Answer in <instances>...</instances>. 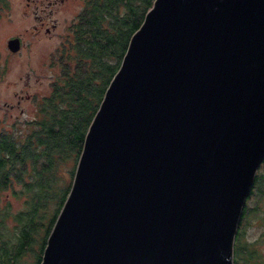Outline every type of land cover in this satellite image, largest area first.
<instances>
[{"label": "water", "instance_id": "95a60500", "mask_svg": "<svg viewBox=\"0 0 264 264\" xmlns=\"http://www.w3.org/2000/svg\"><path fill=\"white\" fill-rule=\"evenodd\" d=\"M263 158L264 0H154L40 264H233Z\"/></svg>", "mask_w": 264, "mask_h": 264}, {"label": "trees", "instance_id": "16d2710c", "mask_svg": "<svg viewBox=\"0 0 264 264\" xmlns=\"http://www.w3.org/2000/svg\"><path fill=\"white\" fill-rule=\"evenodd\" d=\"M153 1L84 0L52 57L58 70L35 115L23 129L0 128V264L41 263L88 126ZM263 198L264 158L241 210L233 264H257L258 240L245 241L242 225Z\"/></svg>", "mask_w": 264, "mask_h": 264}, {"label": "rangeland", "instance_id": "374dc122", "mask_svg": "<svg viewBox=\"0 0 264 264\" xmlns=\"http://www.w3.org/2000/svg\"><path fill=\"white\" fill-rule=\"evenodd\" d=\"M84 0H4L0 2V128L25 121L36 112L58 70L52 63L56 48L67 33ZM20 39L11 51L7 40ZM253 197L248 205H254ZM243 226L245 241H257V264H264V198Z\"/></svg>", "mask_w": 264, "mask_h": 264}]
</instances>
